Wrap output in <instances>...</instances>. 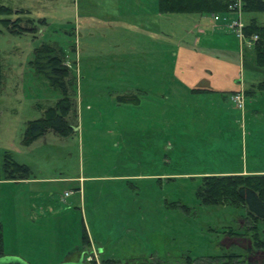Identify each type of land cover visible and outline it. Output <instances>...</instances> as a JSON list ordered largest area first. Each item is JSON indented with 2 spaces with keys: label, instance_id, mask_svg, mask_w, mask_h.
I'll use <instances>...</instances> for the list:
<instances>
[{
  "label": "rangeland",
  "instance_id": "obj_1",
  "mask_svg": "<svg viewBox=\"0 0 264 264\" xmlns=\"http://www.w3.org/2000/svg\"><path fill=\"white\" fill-rule=\"evenodd\" d=\"M151 1L145 0L149 10ZM142 2L0 0L25 10L19 24L34 30L15 35L0 25V178L6 154L30 170L27 179L0 180L4 256L28 264L81 256L84 264H264V251L249 241L264 223L241 206H204L195 196L203 177L264 170L258 37L240 40L213 14L164 15L162 26H144L137 16ZM249 17L264 25V13L242 11L240 21ZM223 38L231 54L218 49ZM42 44L63 52L74 131L67 138L49 132L25 146L27 123L62 98L30 65ZM180 44L226 61L252 49L241 62L243 91L225 96L184 87L173 72ZM63 178L81 181H54ZM26 180L43 181L19 183ZM82 226L89 241L83 249Z\"/></svg>",
  "mask_w": 264,
  "mask_h": 264
},
{
  "label": "trees",
  "instance_id": "obj_2",
  "mask_svg": "<svg viewBox=\"0 0 264 264\" xmlns=\"http://www.w3.org/2000/svg\"><path fill=\"white\" fill-rule=\"evenodd\" d=\"M236 0H156L158 13L168 15L210 16L228 12V7ZM243 13H264L263 0H241ZM17 14L11 21L10 16ZM27 12L23 9L13 10L0 3V25L9 33L21 35L34 31L32 27L22 28L19 24L20 15ZM31 22V21H30ZM27 21V24L30 23ZM245 37L257 36L254 44V63L264 66V26L250 19L243 28ZM30 65L36 73L42 75L52 86L60 91L62 98L53 106L45 110L42 118L27 123L23 137L25 146L52 132L60 137H69L74 128L68 123V115L74 111L69 96L67 78L69 69L63 64V52L55 44H42L34 51V58ZM2 76L0 72V85ZM4 181H17L27 179L30 175L29 168L19 164L10 155L6 154L3 161ZM195 196L204 206L230 205L238 208L241 206L247 216L255 222L264 223V175H237V176H208L200 180ZM249 239L255 250L264 251V232L255 227ZM81 247L89 245L86 232L82 226ZM82 255L84 253L82 251ZM3 236L0 223V258L3 257ZM82 257V256H81ZM80 257V258H81ZM79 258V259H80ZM84 257H82L83 259ZM232 258V257H231ZM83 261V260H82ZM84 263V261H83ZM104 264H118L116 261L106 260Z\"/></svg>",
  "mask_w": 264,
  "mask_h": 264
},
{
  "label": "crops",
  "instance_id": "obj_3",
  "mask_svg": "<svg viewBox=\"0 0 264 264\" xmlns=\"http://www.w3.org/2000/svg\"><path fill=\"white\" fill-rule=\"evenodd\" d=\"M142 5L140 3V10L138 13V17H140L143 20L144 26H148L147 23L152 22L157 27L158 23L162 26L163 24V17L164 15L158 13L157 6L155 4L153 5L154 0L151 1V8L150 10L146 8V2L145 0H142ZM146 5V6H145ZM257 21L255 18H250ZM247 19L245 21V24H247ZM262 25V24H259ZM264 26V25H262ZM225 36H232V35H225ZM210 39L212 37L208 36ZM233 37V36H232ZM209 38H205L206 40H209ZM228 39V38H227ZM227 39L223 38V41L216 42L218 49L220 52H226L227 54H231L229 52V43ZM235 39V38H234ZM236 40V39H235ZM237 41V40H236ZM239 43H238V49H239ZM195 49V47H192L190 45H179L174 52L173 56V72L176 76L177 80L180 84H182L187 89H199V90H205V93L209 94H222L225 95L224 92L229 91L238 93L239 91H243L245 79H244V71L243 68H241V62L243 61L244 57H247L250 55L249 52L252 51V49H243V54L241 53V57L238 53V61H226V57L221 55H215L210 52H204ZM239 51V50H238ZM252 53V52H251ZM243 65V64H242ZM246 68L251 69V67L246 66ZM252 70V69H251ZM242 76V77H241ZM256 86L255 84L251 85ZM264 89V88H263ZM216 92V93H215ZM218 92V93H217ZM224 118H222V121H227L226 119L227 114H223ZM246 115V114H244ZM245 116L240 117V121L244 122ZM223 127V125H222ZM242 130H244V126H241ZM247 136V134L245 135ZM259 173V174H258ZM225 176H232V175H244V174H250V175H264V170L261 169H254L249 171L246 167L241 169L237 172H231V173H224ZM228 174V175H226ZM42 182L43 180H38ZM36 180H26L19 182L22 183H38ZM54 181L57 182H74V181H81L77 179L72 178H63V179H55ZM16 183V184H19ZM73 206V205H72ZM77 209V208H76ZM75 254V253H74Z\"/></svg>",
  "mask_w": 264,
  "mask_h": 264
},
{
  "label": "built area",
  "instance_id": "obj_4",
  "mask_svg": "<svg viewBox=\"0 0 264 264\" xmlns=\"http://www.w3.org/2000/svg\"><path fill=\"white\" fill-rule=\"evenodd\" d=\"M228 12L222 13V14H213L212 19L215 22L219 23H226L228 24V29L231 31H234L236 33V37L239 38L240 40H244V34H243V28L244 24L243 22L240 21V16L242 15V2L241 0H236L233 4H231L228 7ZM233 16V17H231ZM231 18V19H229ZM239 18V19H238ZM257 40V36H252L250 39L246 40L248 44H251V42H254ZM234 99L241 104L242 101V94H236L234 96ZM72 193L68 192L65 193L64 196L68 197Z\"/></svg>",
  "mask_w": 264,
  "mask_h": 264
},
{
  "label": "water",
  "instance_id": "obj_5",
  "mask_svg": "<svg viewBox=\"0 0 264 264\" xmlns=\"http://www.w3.org/2000/svg\"><path fill=\"white\" fill-rule=\"evenodd\" d=\"M82 260L83 259L81 257L78 262H66L61 264H84ZM0 264H28V263L19 257L3 256L0 258Z\"/></svg>",
  "mask_w": 264,
  "mask_h": 264
}]
</instances>
